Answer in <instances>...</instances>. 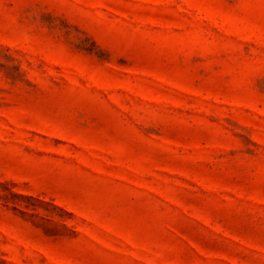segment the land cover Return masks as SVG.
<instances>
[{
  "label": "rangeland",
  "instance_id": "374dc122",
  "mask_svg": "<svg viewBox=\"0 0 264 264\" xmlns=\"http://www.w3.org/2000/svg\"><path fill=\"white\" fill-rule=\"evenodd\" d=\"M0 264H264V0H0Z\"/></svg>",
  "mask_w": 264,
  "mask_h": 264
}]
</instances>
